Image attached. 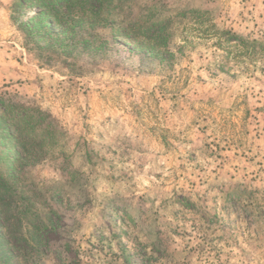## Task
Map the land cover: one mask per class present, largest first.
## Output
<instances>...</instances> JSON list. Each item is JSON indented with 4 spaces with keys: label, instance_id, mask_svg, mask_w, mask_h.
Returning a JSON list of instances; mask_svg holds the SVG:
<instances>
[{
    "label": "rangeland",
    "instance_id": "obj_1",
    "mask_svg": "<svg viewBox=\"0 0 264 264\" xmlns=\"http://www.w3.org/2000/svg\"><path fill=\"white\" fill-rule=\"evenodd\" d=\"M35 1L0 0L18 264H264V0Z\"/></svg>",
    "mask_w": 264,
    "mask_h": 264
},
{
    "label": "trees",
    "instance_id": "obj_2",
    "mask_svg": "<svg viewBox=\"0 0 264 264\" xmlns=\"http://www.w3.org/2000/svg\"><path fill=\"white\" fill-rule=\"evenodd\" d=\"M55 3V4H54ZM35 4L40 7L39 14L33 16L34 19H36L38 22L42 23V25L46 27H52L54 24H60L59 20V12L60 10L57 7V4L55 1H49V0H37L35 1ZM41 18V19H40ZM36 24V23H35ZM33 23V26H30L29 24H24V29H28L29 31H34L38 27ZM37 27V28H36ZM147 28V27H146ZM149 28V27H148ZM5 119L0 121V145L2 146V152H0V165L5 161V163L8 165H11L10 162L14 161V156H5L6 153H8V150L10 144L13 140H10V136L14 135L10 129L4 128L3 122ZM16 141V139H15ZM19 143V141H17ZM20 144V143H19ZM4 146V147H3ZM19 156H23V147L19 146ZM7 159V160H5ZM10 182L6 179V176L3 175L1 172V166H0V228L2 229L0 231V263L1 264H18V261H16V251L17 248L14 246L15 244L11 242L10 235L8 234V223L7 218L4 217L2 214L4 210L5 205V194L10 190L11 188ZM35 240V248H39L38 239L37 236L33 238ZM15 258V259H14Z\"/></svg>",
    "mask_w": 264,
    "mask_h": 264
}]
</instances>
